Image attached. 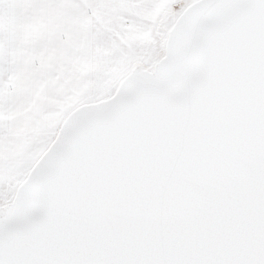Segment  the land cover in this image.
I'll return each instance as SVG.
<instances>
[{"label":"snow or ice","instance_id":"1","mask_svg":"<svg viewBox=\"0 0 264 264\" xmlns=\"http://www.w3.org/2000/svg\"><path fill=\"white\" fill-rule=\"evenodd\" d=\"M0 264H264V0H0Z\"/></svg>","mask_w":264,"mask_h":264}]
</instances>
